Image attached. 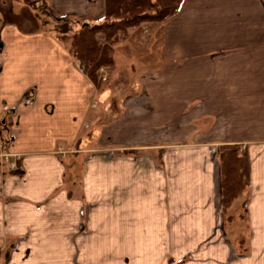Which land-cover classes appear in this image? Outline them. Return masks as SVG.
<instances>
[{
    "label": "crops",
    "instance_id": "crops-1",
    "mask_svg": "<svg viewBox=\"0 0 264 264\" xmlns=\"http://www.w3.org/2000/svg\"><path fill=\"white\" fill-rule=\"evenodd\" d=\"M43 1L104 16L103 0ZM3 14L0 264H264V0H181L118 37L97 87L57 40ZM229 144L248 168L234 214L216 155ZM240 218L234 244L224 225Z\"/></svg>",
    "mask_w": 264,
    "mask_h": 264
},
{
    "label": "trees",
    "instance_id": "trees-1",
    "mask_svg": "<svg viewBox=\"0 0 264 264\" xmlns=\"http://www.w3.org/2000/svg\"><path fill=\"white\" fill-rule=\"evenodd\" d=\"M31 30L43 31L57 40L72 60L97 87L101 68L112 69L111 46L127 29L141 23H161L172 16L181 0H103L104 22L87 23L79 17L56 15L43 0H20ZM101 35L102 42L96 38ZM220 167V192L223 211L242 196L248 186L246 154L235 144L217 151ZM246 199L243 200V205ZM244 210V209H243Z\"/></svg>",
    "mask_w": 264,
    "mask_h": 264
},
{
    "label": "rangeland",
    "instance_id": "rangeland-1",
    "mask_svg": "<svg viewBox=\"0 0 264 264\" xmlns=\"http://www.w3.org/2000/svg\"><path fill=\"white\" fill-rule=\"evenodd\" d=\"M2 1V4H0V6L2 7V9H4V14L2 15V18L3 20H13V21H16V20H21V19H25V18H28L26 15H24L25 11L22 7V5L20 4V0H1ZM99 24H101L102 22H104V19L102 18L100 21H98ZM141 24H144V23H141ZM140 24V25H141ZM139 26V25H138ZM128 30V29H127ZM151 29L150 30H147V29H138L136 30L135 34L133 35V37H131V39L133 40H138L139 37H142L140 41L144 40L143 37L146 36V34L149 32L150 33ZM141 33V35H140ZM125 35V34H124ZM124 35H120L119 38H123ZM145 35V36H144ZM137 36V37H136ZM139 36V37H138ZM96 38H98L99 41L102 42V38H101V35L100 34H97ZM118 41V40H117ZM142 43H144L142 41ZM145 44H141L139 45V51H141V53H144L146 46ZM151 47V50L155 49L152 46ZM138 50L135 52V54H139ZM143 58L145 57V55H142ZM112 57V56H111ZM133 56H131L132 58ZM135 57V56H134ZM140 57V55H139ZM142 58V59H143ZM117 62H118V65H117V68L119 70V68L123 67V65L125 63H127V60H123L122 58H117ZM131 61H133V66H138L140 64V61H137L136 58L135 59H132ZM145 60H144V65H145ZM136 64V65H135ZM102 75H106V77H108L109 75L107 74V70L105 69L103 74ZM110 81V80H109ZM105 82L107 85H110L113 89H115V91L117 90V93H120V97H122V95L124 94V91L125 90H122L119 89V86H114L112 84V82ZM135 83V82H134ZM134 83H133V80L131 82H129L128 86L129 88H133L134 87ZM239 206V203L237 200H234L232 203H231V206L228 210V213L229 214H234L236 211H238V207ZM238 218V217H237ZM242 222H244V218H240V220H236V221H233L231 223H225L224 227L226 228V233H227V237L229 238L230 241H232L234 244L236 243L237 241V238H238V235L242 233V231L238 234L237 232L236 233H233V230H234V227H239L241 228V225H242ZM235 227V228H236ZM242 229V228H241Z\"/></svg>",
    "mask_w": 264,
    "mask_h": 264
}]
</instances>
